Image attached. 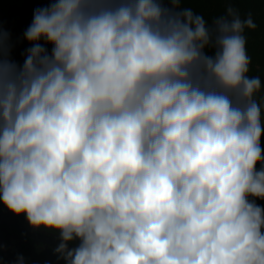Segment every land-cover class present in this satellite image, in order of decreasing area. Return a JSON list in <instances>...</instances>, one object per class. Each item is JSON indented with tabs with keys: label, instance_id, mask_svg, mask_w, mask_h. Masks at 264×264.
<instances>
[{
	"label": "clouds",
	"instance_id": "9594fccd",
	"mask_svg": "<svg viewBox=\"0 0 264 264\" xmlns=\"http://www.w3.org/2000/svg\"><path fill=\"white\" fill-rule=\"evenodd\" d=\"M184 2L48 0L22 63L0 26V206L63 264H264L257 25Z\"/></svg>",
	"mask_w": 264,
	"mask_h": 264
},
{
	"label": "trees",
	"instance_id": "16d2710c",
	"mask_svg": "<svg viewBox=\"0 0 264 264\" xmlns=\"http://www.w3.org/2000/svg\"><path fill=\"white\" fill-rule=\"evenodd\" d=\"M48 0H0V26L12 34L17 41L13 51L14 58L23 61L24 50L29 47L22 40L24 31L30 25L33 11L46 7ZM181 7L191 8L211 25L212 21L226 13L227 8L237 9L241 17L251 15L257 27L255 30H246L247 52L251 58L250 76H259L264 83V0H186ZM264 97V88L257 94V99ZM264 146V135L261 140ZM264 207V200L256 201Z\"/></svg>",
	"mask_w": 264,
	"mask_h": 264
},
{
	"label": "flooded vegetation",
	"instance_id": "af4514ba",
	"mask_svg": "<svg viewBox=\"0 0 264 264\" xmlns=\"http://www.w3.org/2000/svg\"><path fill=\"white\" fill-rule=\"evenodd\" d=\"M0 212L9 214L0 222V264H15L17 254L24 255L26 264H63L53 252L59 243L54 235L32 230L24 217L14 216L2 206Z\"/></svg>",
	"mask_w": 264,
	"mask_h": 264
},
{
	"label": "water",
	"instance_id": "95a60500",
	"mask_svg": "<svg viewBox=\"0 0 264 264\" xmlns=\"http://www.w3.org/2000/svg\"><path fill=\"white\" fill-rule=\"evenodd\" d=\"M8 218H9V214L0 212V222L6 221ZM71 246H73V245H71Z\"/></svg>",
	"mask_w": 264,
	"mask_h": 264
}]
</instances>
